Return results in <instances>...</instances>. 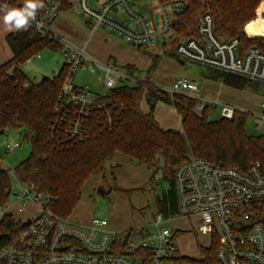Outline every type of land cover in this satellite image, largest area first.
I'll use <instances>...</instances> for the list:
<instances>
[{
	"label": "built area",
	"instance_id": "1",
	"mask_svg": "<svg viewBox=\"0 0 264 264\" xmlns=\"http://www.w3.org/2000/svg\"><path fill=\"white\" fill-rule=\"evenodd\" d=\"M44 1V11L36 12L30 26L43 37L58 38L50 26L63 11L62 0ZM153 2L157 25L135 10L130 0H108L100 8L91 6L90 0H78L93 31L107 27L147 51L153 49L157 38L174 36L176 15L187 6L184 0ZM120 7L139 29H130L108 15ZM0 8L5 11V6ZM196 31L198 37L181 39L175 44L177 56L264 83V51L258 47L243 50L238 38L218 37L210 13L199 18ZM62 49L67 74L59 96L58 117L51 130L61 133L67 142H81L89 136L86 122L92 111L104 109L99 102L101 95L140 80L130 68L114 60L99 61L86 48ZM80 70L96 74L105 93L75 85L74 76ZM157 86L170 94L196 100L199 115L219 110L218 118L233 119L241 112L252 115L256 128L264 130V103L258 111L250 112L209 96L199 83L188 78L176 79L170 86ZM108 122L112 126L111 118ZM19 147L20 142H9L6 151ZM20 184L22 189L13 188L9 201L0 206V224L11 217L25 228L6 245H0V264H264V172L259 163L240 171L201 158L185 161L174 175L177 214L166 217L157 212L147 225L125 231L111 229L106 218H93L85 225L64 219L51 209V197L33 184ZM28 208L33 213L20 217ZM177 221L190 223L197 236L208 238V245H198L193 254L182 253L179 240L187 231L168 225ZM214 247L213 254L209 251Z\"/></svg>",
	"mask_w": 264,
	"mask_h": 264
},
{
	"label": "trees",
	"instance_id": "2",
	"mask_svg": "<svg viewBox=\"0 0 264 264\" xmlns=\"http://www.w3.org/2000/svg\"><path fill=\"white\" fill-rule=\"evenodd\" d=\"M184 1L187 6L176 15V38L170 54L177 56L174 46L179 40L198 37L197 23L205 13L212 15L218 37L238 38L243 50L258 47L264 51V0ZM41 2L44 7L37 10L40 14L46 7L45 1ZM62 3L63 11L72 7L70 0ZM2 6L22 8L24 0H0ZM6 41L13 57L0 65V131H23L31 140V154L16 167L15 176L20 183L33 184L51 197V209L60 217L70 219L87 181L102 173L117 154L153 170V177L163 170L169 186L157 196L156 205L166 217L177 214L174 175L185 161L201 158L240 171L259 163L264 172V134L247 132V114L237 112L233 119L211 120L209 111L197 114L196 100L165 92L148 78L101 95L99 102L104 109L93 110L87 120L88 138L67 142L61 133L51 130L58 117L66 65L58 75L44 77L38 84L30 83L20 69V65L45 48L62 49L60 39L43 37L29 26L27 30L9 34ZM217 76L222 83L238 89L244 88L248 81L220 71ZM144 101L148 112L142 110ZM159 103L176 109L182 132L160 126L154 115ZM13 188L8 171L0 168V206L9 201ZM24 228V224L6 217L0 224V245H6ZM215 250L216 247L209 252L214 254Z\"/></svg>",
	"mask_w": 264,
	"mask_h": 264
},
{
	"label": "rangeland",
	"instance_id": "3",
	"mask_svg": "<svg viewBox=\"0 0 264 264\" xmlns=\"http://www.w3.org/2000/svg\"><path fill=\"white\" fill-rule=\"evenodd\" d=\"M73 2L72 9L68 12L62 11L60 17L65 13L71 14L79 24L74 27L68 23L58 25L57 20L59 21L60 17L54 22L60 30L61 34L58 36L61 37L60 42L63 46L86 48L90 54H95V50L104 55L112 51L116 57L115 62L124 68H129L128 64L132 65L130 68L132 74L140 81L148 78L158 85L170 86L176 79L188 78L199 83L203 92L209 96L232 102L250 112L258 111L261 104L264 103V83L247 81L244 88L230 87L218 78L217 70L170 54L175 35L171 39L157 38L151 51L128 42L117 33L121 37L113 35L112 38L115 41L109 38H106L107 40L104 38L95 39V37L88 46L87 42L91 40L90 36L93 32L89 26L85 27L87 31H84L86 29L82 25V20L86 18L83 13H80L82 16L77 13L80 10L78 0H73ZM96 2L97 0H92V3ZM132 3L142 8L148 19L157 25L158 16L155 13L153 0H132ZM2 13L1 15L4 16L5 11L2 10ZM123 18L129 27H136L134 22L126 19L127 17ZM39 55L40 57H33L20 65V69L32 84L40 83L44 77L58 75L66 60L63 49L45 48ZM96 59L103 61L97 57ZM89 82L99 84L98 93L102 94L106 91L98 82L96 74L80 70L74 76V84L79 87L85 86ZM142 110L149 111L145 101L142 103ZM155 111L157 119L168 121L166 124L167 127H170L169 129L183 131L181 118L172 105L159 103ZM218 117L219 110L210 115L211 120H216ZM246 129L251 135L264 134V130L256 128L252 115L249 116ZM15 141L20 142L21 147L8 153L6 144ZM31 151V140L26 138L23 131L8 130L0 136V168L8 171L13 187L18 190H21L22 186L16 178L14 170L30 156ZM168 186L162 169L153 177V170L131 161L122 154H117L102 173L92 176L87 181L82 190L80 202L70 219L74 223L85 225L93 218H106L110 223V228L117 231L147 225L158 212L157 196H160ZM99 189L105 191L104 196L98 193ZM32 213L33 209L28 208L25 214L20 217H26ZM168 225L187 231L179 240L181 252L184 254H193L198 245L206 246L209 243L208 238L197 236L192 231L190 223L177 221Z\"/></svg>",
	"mask_w": 264,
	"mask_h": 264
},
{
	"label": "crops",
	"instance_id": "4",
	"mask_svg": "<svg viewBox=\"0 0 264 264\" xmlns=\"http://www.w3.org/2000/svg\"><path fill=\"white\" fill-rule=\"evenodd\" d=\"M108 0H102V1H100V0H97V2L96 3H92V0H90V4H91V6H93L94 8H100V6L103 4V3H105V2H107ZM130 2H131V4H132V6L134 7V9L135 10H138L143 16H145L147 19H148V17L145 15V12H144V10L142 9V8H140V7H138V6H136V5H134L133 3H132V0H130ZM72 3V7H73V5H74V2L72 1L71 2ZM78 3V2H77ZM78 6H79V3H78ZM72 7L70 8V9H72ZM80 7V6H79ZM68 11H70V10H68ZM67 11V12H68ZM78 14H80V13H82L81 12V10H79V12H77ZM111 13V18L112 19H114V20H116V21H118V22H120L121 24H123V25H125L126 27H128V28H130V29H139L140 27H139V25L134 21V20H131V19H129V17L123 12V10H122V8L120 7V8H116L114 11H112V12H110ZM1 14H3L2 13V10L0 9V65H3L4 63H6V62H8L12 57H13V53H12V51H11V49H10V47H9V45H8V43H7V41H6V37L9 35V34H11V33H14V32H16V31H18V30H13V31H9L8 29H7V27L5 26V24H4V22H3V15H1ZM109 15V14H108ZM80 16H82L81 14H80ZM59 17H60V15H59ZM58 17V18H59ZM123 17H127L126 19H128V20H130V21H132V22H134L135 24H136V27H129L127 24H125V20H124V18ZM55 22V21H54ZM54 22L51 24V26H50V31L55 35V36H57L59 39H61V37L60 36H58L59 34H61L60 33V30H59V28H58V26H55V24H54ZM62 23H68V24H70L71 26H76V25H78L79 24V22H77V20H75V18H73V16L71 15V14H67V13H65V14H63L60 18H59V21L57 20V24L59 25V24H62ZM158 23V22H157ZM82 25L84 26V29H86L85 27H88L89 26V24H88V22H87V19H83L82 20ZM60 27V26H59ZM90 28V27H89ZM91 29V28H90ZM92 30V29H91ZM84 31H87V29L86 30H84ZM96 31V32H95ZM95 31H93L92 30V35L90 36V39L91 40H89L88 42H87V44H88V46H90V44L92 43V41H93V39L95 38V39H101V38H104V39H106V38H109L110 40H112V41H115L112 37H113V35L114 36H116V37H121V36H119V35H117L114 31H112V30H110L109 28H107V27H104V26H102V27H99L97 30H95ZM107 40V39H106ZM6 41V42H5ZM165 43V42H164ZM8 45V46H7ZM95 54H92V56H95V58L97 57V58H99V59H102L103 61H107V60H116L115 58V56H114V53H112V51H110V52H107L105 55L102 53H99V52H97L96 50H95ZM128 66H131L132 67V65H130V64H128ZM150 80V79H149ZM152 83H154V82H152ZM154 84H156V85H158L157 83H154ZM85 86H89L90 87V89H92V90H94V91H96L97 93H98V87H99V84L97 83V82H93V83H91V82H89L87 85H85ZM105 93V92H104ZM222 101H224V102H228V103H232V102H229V101H225V100H222ZM234 104V103H233ZM157 107V106H156ZM149 108V107H148ZM158 109V108H157ZM175 109V108H174ZM156 110V109H155ZM148 112V111H147ZM177 112V111H176ZM154 115H155V117H156V120L158 121V123L160 124V126L162 127V128H164V129H169L170 127H167L168 125L166 124L168 121L165 119L164 121H160V119H157L158 117H157V115H156V111L154 112ZM179 115V114H178ZM180 116V115H179ZM181 118V117H180ZM164 122V123H163ZM175 130V129H174ZM110 162V161H109ZM109 162L107 163V164H109ZM174 224V223H173ZM177 229V228H176Z\"/></svg>",
	"mask_w": 264,
	"mask_h": 264
},
{
	"label": "clouds",
	"instance_id": "5",
	"mask_svg": "<svg viewBox=\"0 0 264 264\" xmlns=\"http://www.w3.org/2000/svg\"><path fill=\"white\" fill-rule=\"evenodd\" d=\"M43 7L44 4L41 0H24L22 8H7L5 6L3 22L9 31L27 30L30 22L35 20L37 10Z\"/></svg>",
	"mask_w": 264,
	"mask_h": 264
},
{
	"label": "water",
	"instance_id": "6",
	"mask_svg": "<svg viewBox=\"0 0 264 264\" xmlns=\"http://www.w3.org/2000/svg\"><path fill=\"white\" fill-rule=\"evenodd\" d=\"M4 133H5V130H1V131H0V136L3 135ZM98 193H99L100 195H103V196L105 195V191H104L103 189H99V190H98Z\"/></svg>",
	"mask_w": 264,
	"mask_h": 264
}]
</instances>
